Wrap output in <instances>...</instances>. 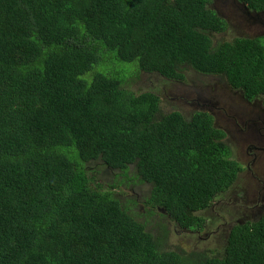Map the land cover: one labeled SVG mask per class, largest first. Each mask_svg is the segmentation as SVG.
Wrapping results in <instances>:
<instances>
[{
	"label": "trees",
	"instance_id": "1",
	"mask_svg": "<svg viewBox=\"0 0 264 264\" xmlns=\"http://www.w3.org/2000/svg\"><path fill=\"white\" fill-rule=\"evenodd\" d=\"M208 1L0 0V264H264V203L221 256L180 254L87 175L92 160L133 169L148 203L203 227L199 212L242 170L225 133L205 112L162 114L158 95L123 87L120 65L176 80L190 67L264 105V36L213 45L227 25Z\"/></svg>",
	"mask_w": 264,
	"mask_h": 264
},
{
	"label": "rangeland",
	"instance_id": "2",
	"mask_svg": "<svg viewBox=\"0 0 264 264\" xmlns=\"http://www.w3.org/2000/svg\"><path fill=\"white\" fill-rule=\"evenodd\" d=\"M242 4L245 3L238 0H209L207 2V8L214 11L227 25L224 31L209 32L213 45L231 41L232 38L239 36L250 38L264 36V27L260 23H252L238 16L245 11H251L245 9ZM245 6L247 7L246 4ZM133 64L137 65L136 63L120 65L122 69L127 71V80L125 79L123 87L136 93L150 91L158 95L162 114L179 111L185 118L190 119L195 112H203L198 109L193 110L188 104L192 98L196 101L197 95L209 97L212 93L219 92L214 90L217 85H229L222 77L200 74L190 67L183 69L184 80H176L166 78L156 72H139ZM97 66L94 65L93 70L102 69L101 71L108 75H116V70L113 68H104L102 64ZM233 90H240L244 95L242 89ZM248 105L255 106L264 112L261 99L250 104L242 101L240 107L243 108ZM209 107H200V109H203L205 113H210L215 128H221L220 130L225 131L222 130L225 133L224 141L225 143H232L230 146L232 151L238 154L244 153L240 160L243 169L248 162V157L245 155L246 145L236 141L235 134L238 135L239 133L236 132L231 117L232 113L221 104H218L219 110L215 107L209 109ZM86 164L88 177L94 180L100 190L112 191L127 211L138 222L145 224L147 231L155 235L162 251L172 250L180 254L201 252L209 256H221L229 231L236 224H245L259 219L262 214V211H257V205L264 201V190H257L261 186L264 187V162L262 165L256 164L257 170L253 171V177L246 170L238 172L232 184L199 212V215L204 219L202 228L180 227L166 214L165 210L148 203L151 184H134L129 179L136 174L133 169L128 171L127 176H125L123 172L106 168L100 161L92 160ZM256 174L259 175L260 179H254ZM117 193L119 194L117 195Z\"/></svg>",
	"mask_w": 264,
	"mask_h": 264
},
{
	"label": "flooded vegetation",
	"instance_id": "3",
	"mask_svg": "<svg viewBox=\"0 0 264 264\" xmlns=\"http://www.w3.org/2000/svg\"><path fill=\"white\" fill-rule=\"evenodd\" d=\"M256 12L258 11H245L241 15L238 14V16H241L245 18V20L252 23H260L264 27V13L256 14ZM230 87V85H217L214 90L219 92L212 93L209 97H199L196 101H194V98H192L190 102H188V104H190V106L193 108L202 98H209L208 107L213 106L219 110L220 108L218 107V104H221L229 109V111L232 113L231 117L236 127V132L239 133L238 135L235 134L236 141L238 143L246 145L245 155H247L248 157V162L239 172L246 170L250 173V176L253 177V171L257 170V168L255 167L256 164L259 163L260 165H262L264 162V112L257 109L255 106L248 105L241 108L240 106L242 101L250 104L251 102H257L260 99L253 98L252 100H249L243 95L242 91L233 90ZM223 91L230 92V94L226 95L220 93ZM226 144L230 147L232 143ZM231 152L232 157H234V159L240 164V160L242 159L241 155H243L244 153L241 152V154H238L237 152H233L232 149ZM254 179H260L259 175L256 174ZM261 190H264L263 186H261L257 191Z\"/></svg>",
	"mask_w": 264,
	"mask_h": 264
},
{
	"label": "water",
	"instance_id": "4",
	"mask_svg": "<svg viewBox=\"0 0 264 264\" xmlns=\"http://www.w3.org/2000/svg\"><path fill=\"white\" fill-rule=\"evenodd\" d=\"M233 1H235V0H233ZM242 5L244 6L245 9L248 10V8L245 6V4H242ZM258 13L263 14L264 11L256 12V14H258ZM230 88H231V87H230ZM231 89H232V88H231ZM220 93H223V94H226V95H227V94H230V92H227V91H223V92H220ZM197 97L199 98V97H202V96L197 95ZM210 100H211V98H210ZM208 101H209V98H208V99H207V98H202L201 100H199V101L197 102V104H196L192 109H193V110L198 109V110L204 112V110H203V109H200V107H208ZM211 107H213V106H210L209 109H210ZM214 125H215V123H214ZM233 158H234V157H233ZM262 203H264V201H262Z\"/></svg>",
	"mask_w": 264,
	"mask_h": 264
},
{
	"label": "bare ground",
	"instance_id": "5",
	"mask_svg": "<svg viewBox=\"0 0 264 264\" xmlns=\"http://www.w3.org/2000/svg\"><path fill=\"white\" fill-rule=\"evenodd\" d=\"M131 181L134 182V184H137V185H143V184H146L145 181H142V178L141 177H135L133 176V178H129ZM149 185V183L147 184Z\"/></svg>",
	"mask_w": 264,
	"mask_h": 264
}]
</instances>
